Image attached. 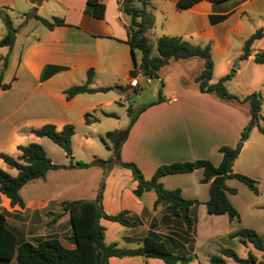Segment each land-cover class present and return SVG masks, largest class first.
Here are the masks:
<instances>
[{
  "label": "crops",
  "instance_id": "0c3cea01",
  "mask_svg": "<svg viewBox=\"0 0 264 264\" xmlns=\"http://www.w3.org/2000/svg\"><path fill=\"white\" fill-rule=\"evenodd\" d=\"M13 1L0 0V12L6 8L11 9ZM119 1L122 0H102L105 5L104 19L95 20L84 13L86 0H24L27 6L34 8L32 14L35 15L42 12L47 4L52 2L54 10L50 13L51 19L48 21L59 18L64 21L65 26L47 28L33 20L41 25L45 32L39 36L33 33L35 29H31L33 32L25 36L17 54L13 51V44L11 51L7 48L6 53L0 55L1 59L8 56V65L3 72L1 82L11 85L8 90L0 91V154L16 158L20 155L18 147L38 144L48 157L45 146L50 140L38 138L29 133L30 130L39 129L44 125H53L57 131L66 125H72L75 131L71 139L72 149L77 143L79 146L88 147L90 141L87 136L93 132L99 139L103 137L105 133L103 136L97 133V129L102 126L103 119L118 120L114 130L127 129L131 117L127 114L123 116L114 113L107 108L117 102L116 104L122 108V113H127L128 107L124 106V97L125 92L130 91L133 79H136L140 86L144 80L146 84L151 83L152 80L142 75L139 78H136V75L131 76L133 71L138 73L137 68L141 56L137 57L136 52L132 54L126 44L128 36L125 28L129 23V17L119 10ZM163 1L171 5V10L169 8L168 12L161 14L164 18V26L162 25L159 38L162 36L177 37L194 46L210 44L212 63L214 55H227L226 51L231 45L232 38L242 32V26L245 25L243 20L258 18V23L241 40V46L255 31L263 29L264 32V0H230L223 4L202 0L184 10L176 8L178 0ZM23 14L29 13H21L22 18ZM211 16H224L225 19L211 24ZM156 23L154 17L153 28ZM27 24L28 22L24 23L23 18L20 27ZM252 51L253 55L264 52V37L253 43ZM253 55L245 62L252 63ZM240 57L241 52L226 59V74L233 70L237 62L236 72H239V65L242 62ZM174 62H180L183 68L189 70L194 63H197L196 59ZM172 63L173 61H170L164 68H170ZM260 66L264 67V65ZM89 70L93 74L90 88H112V90L106 93L81 94L67 101L63 91L71 86L84 84ZM196 77L193 78L194 81ZM111 93L116 94H113L109 101L106 97L112 95ZM130 107L132 109L131 105ZM96 111L98 115L94 116L93 113ZM240 112L246 113L247 118L242 117ZM84 114H89L91 118L97 119V122L85 125ZM126 118H128L127 125L121 128V120L126 121ZM248 119V110L243 111L211 94L183 90L173 92L164 96L161 103L147 107L136 117L129 127L126 139L120 146V160L124 163L135 164L147 181L151 179L158 167L175 162L207 160L217 167L222 160V155L218 152L219 148L235 149ZM81 131L82 133H79ZM257 140L260 141L258 138ZM242 146L247 147L248 141ZM108 152L111 156L112 151ZM107 158L109 157H106V160ZM73 162L76 161L73 159ZM91 168L100 171L103 177L104 174L99 167ZM0 169L11 176L16 175V170L8 167L1 159ZM77 170L79 169L49 171L44 179L25 185L20 190V196L24 202L22 209L18 206H11L9 200L0 194V213L5 217L7 228L15 235L18 244L32 243V239L38 240L42 237L41 232L46 225L45 215L57 213L61 202L77 200L60 199L59 195L44 193L41 186L46 183L50 173ZM196 177H198L197 180ZM201 177L202 171L196 170L189 174L171 175L160 179L164 189H179L182 198L200 203L193 209L197 223L198 212L207 213L204 203L209 197V185L200 184ZM231 181L232 179L226 181L228 188H230L229 182ZM194 183H197L200 188H197ZM26 187H33L34 190L24 197L23 191L27 189ZM135 188L136 182L133 181L124 196L120 192L117 195H105L107 199L105 197L102 199L101 206L106 215L113 216L127 211L128 217L137 222V227L126 228L118 223L101 219L103 223L99 222L105 228V243H114L123 249H136L143 245L149 233H154L163 241L168 242L175 250L195 256L196 259L190 264H198L196 237H194L191 251H188L187 245L181 240H176L178 237L174 236V226L180 223L177 218L171 217L166 208L161 205L153 207L156 195L154 200L148 198V193L152 191L136 197L133 194ZM202 189L206 191L205 194ZM97 191L98 187L95 188L94 197L91 195L87 199L78 200L94 201ZM185 194H188L187 197ZM227 196L231 202V197L234 195L228 194ZM146 198L149 201H146ZM207 216L209 219H217V217L226 219L227 227L230 229L226 236H229L231 232L235 233L232 231L234 221L229 222L226 215L207 213ZM66 222L70 228L67 214L53 227L58 228ZM181 233L182 237L188 235L185 228H182ZM56 239L63 245L61 237ZM214 239L216 238L213 237L208 242ZM231 239L237 238L233 236ZM63 246L67 249L74 248L70 243ZM250 249L248 246V251L253 253ZM12 263L15 264V261L10 262ZM109 264L163 263L157 259L110 258Z\"/></svg>",
  "mask_w": 264,
  "mask_h": 264
},
{
  "label": "trees",
  "instance_id": "16d2710c",
  "mask_svg": "<svg viewBox=\"0 0 264 264\" xmlns=\"http://www.w3.org/2000/svg\"><path fill=\"white\" fill-rule=\"evenodd\" d=\"M202 0H178L176 8L184 10L192 7ZM214 4H223L230 0H208ZM139 3L141 7L136 6ZM149 0H122L119 1V10L129 17V24L126 26L127 41L132 54L140 53V64L137 71L142 76L153 80L158 78V72L167 66L170 61H186L200 59L203 63V69L196 77L198 91L201 94H211L223 102L228 103H247L249 106V119L241 132L240 142L244 143L251 130L257 128L264 135V127L259 126L261 119V97L258 93H252L242 100L229 94L225 88V83L231 80L235 74L234 70L218 80L215 84H210L212 77L213 63L211 60V46H194L181 38L162 36L155 42L156 55L153 54V45L148 38V33L154 27V17L146 10L149 7ZM84 13L95 20H103L105 15V5L102 0H86ZM32 18L47 28L54 26H65L64 21L59 18H53L51 21L40 18L35 14H23L24 23ZM224 16H211L210 23L215 24L223 21ZM6 35L0 40V47H7L11 51L16 30L12 28L10 20L4 21ZM264 37L263 29L255 31L243 44L240 60H247L253 55L252 45L255 41ZM2 68L0 70V91L10 88V84H2L1 78L4 70L7 68L8 56L1 59ZM253 63L264 64V52H258L253 55ZM92 71L87 72V78L84 84L71 86L63 94L67 101L77 95L94 94L97 92L106 93L112 88H90L92 82ZM136 72H131L135 76ZM163 84H161L162 86ZM124 90V89H123ZM159 95L157 103L161 102ZM144 111H139L131 118L127 129L123 131L114 130L107 132L99 139L107 151L115 150L117 156V165L121 169L128 170L131 173L133 181L136 182V188L133 191L134 196L141 197L145 192H154L156 200L154 208L161 205L166 208L170 216L177 218L185 228L188 235L195 234V225L197 222L194 207L199 203L195 200H185L181 196L179 189L166 190L160 182V179L171 175L189 174L196 170L202 171L200 184H208V200L205 202L207 213L210 215H227L229 222L238 220V213L230 203L227 195H235L236 190L226 186V181L235 179L241 182L252 194L258 195L256 187L257 182L240 174L232 172V164L238 154L236 149L221 147L218 152L222 155L219 166L214 167L207 160H195L193 162H175L169 165H163L157 168L150 180H145L133 163H124L120 160V146L127 137L129 127L134 123L136 117ZM127 115L131 117L132 109L126 110ZM85 125L97 122V119L91 118L89 114H84ZM30 134L38 138H46L57 145L69 159L68 167L55 165L46 156L44 149L38 144H29L24 147H18L20 155L13 158L9 155L0 154V159L10 168L16 170V175L10 174L0 169V194L5 196L11 206L24 207V202L20 196V190L28 183L35 180H42L49 171L63 169H89L91 167H101L105 161L94 159L86 164L73 162L71 139L75 133L72 125L64 126L57 131L53 125H44L35 130H30ZM109 141L111 147L106 144ZM60 212L55 216V220L62 215L69 216L71 236L68 242L74 246L73 249L65 248L56 238L40 239L35 244L23 242L18 244L15 235L7 228L5 217L0 213V264H109L110 258H144L157 259L163 264H190L196 259L195 256L187 255L181 250H175L166 241H163L158 235L149 233L143 242V245L136 249L119 248L116 244L105 243V228L99 224L101 219L118 223L126 228L137 227V222L128 217L127 211H122L116 215L109 216L103 212L101 206V196L98 195L94 201L75 200L61 202L59 204ZM51 223V222H50ZM239 243L251 247L263 254L262 259H257L251 251H248L247 257L242 259L231 249L220 248L218 254L209 257L210 264H229L226 260H231L233 264H264V238H261L254 230H244L243 239ZM199 264V263H198Z\"/></svg>",
  "mask_w": 264,
  "mask_h": 264
},
{
  "label": "rangeland",
  "instance_id": "374dc122",
  "mask_svg": "<svg viewBox=\"0 0 264 264\" xmlns=\"http://www.w3.org/2000/svg\"><path fill=\"white\" fill-rule=\"evenodd\" d=\"M13 2L14 4L11 9L6 8L3 12H0L2 13L0 15V40L6 35L4 21L8 19L12 23V28L16 30V41L14 43L13 51L17 54L25 36L33 32L31 29H35L33 32L35 35L43 34L45 31L44 28L37 22L33 21L34 19L31 17L27 20L28 24L21 28L20 26L23 21L21 13L32 14V9L34 8L27 6L24 0H14ZM149 4L150 5L146 10L156 18L157 23L155 28H153L147 36L153 45V54L156 55L155 42L159 38L162 25L164 26V18L161 14L168 12L169 8L171 10V5L167 2L165 3L163 0H149ZM136 6L141 7L139 3H136ZM53 10L54 5L52 2H49L45 9L37 15L50 20V13H52ZM243 21L245 22V25L242 26V32L232 38L231 45L226 51L227 55H214L212 77L209 82L210 84L217 83L220 78L230 73L226 74L225 71L226 59L237 55L240 52L242 54L243 46H241V40L247 36L249 31H252V29L256 27L258 18ZM6 50L7 47H0V55L5 54ZM136 56H140V53L137 51ZM196 61L197 63H194L190 70L183 68L180 62L175 63L173 61L171 67L168 69H162L158 73V78L153 79L151 83L146 84L144 80V83H141L142 88L139 84H137L136 87H129L130 91L125 92L124 106H132L131 118L134 117L140 108H144L145 110L147 107L161 103L162 101L157 103L159 95L163 99L164 96L170 95L173 92H180L182 90L198 92V89H196L197 84L193 78L202 71L203 63L200 59H196ZM236 66L238 67V63L233 66L235 74L231 80L225 83V88L229 94L236 96L240 100L252 93H258L261 97V119L259 121V126L264 127V67L253 62L248 64L245 60H242L240 63L239 72H236L234 68ZM1 67L2 65H0V69ZM161 84L163 85L161 86ZM111 94L112 95H108L106 97L109 101H111L113 94L116 93ZM119 96H121V94H119ZM116 103L111 104L107 110L126 116L127 113H122L121 106H118ZM231 104L237 106L239 109L241 108L243 111L248 110L249 116V106L247 103ZM93 115L97 116L98 112L96 111ZM240 115L247 118L246 113L240 112ZM127 121L128 118H126V121L121 120L120 127H126ZM117 122L118 120L113 118L103 119L102 126L97 129V133H100V135L103 136L104 133L112 132L115 129L114 127ZM79 133H82V131ZM87 137L90 141V145L88 147H82L79 146L78 143L75 144L72 149L73 159L76 162L86 164L92 162L94 160L93 157H97L102 161L105 160V163L99 167L104 174L103 177L101 176L100 171L95 168H89L87 170L81 169L77 171L52 172L46 179V183L41 186L44 193L53 196L54 194L59 195L60 199L78 200L87 199V197H90L91 195L93 196L95 188L98 187V191L94 199L96 200L99 195L101 196L102 201L105 195H117L121 192L124 196L126 192L129 191L133 179L129 171L125 172V169H121L117 165V156L115 150L113 149L115 147L111 148L112 155L110 156L109 152L99 141V137L95 135V132L91 133V135ZM257 138L260 139V141H258ZM246 141H248V146L245 148H243V146L240 149L238 148L239 144L242 143L240 140L237 143V147L235 149L238 151V154L233 161L232 172L256 181V187L259 194H252L241 182L235 179H232V181L229 182L230 189L232 188L236 190V194L231 197L230 202L236 209L239 217L238 220H234L233 223L232 231H235V233L231 232L229 236H226V233L230 231L227 227L228 223L226 219H222L220 217H217V219H209L207 213H201V211L198 212V223L196 222L195 225V234L185 235V237H182L181 232L184 227L178 219V222H180L179 225L174 226V236L178 237L176 240H181L184 244H186L188 251H191L195 239L194 237H196L199 264H210L208 256L210 255L211 257L217 255V250L220 248L231 249L238 255V257L245 259L247 257L249 246V248H251L250 250L253 251V254L257 259L260 260L263 258V254L255 251L251 245L244 247L238 241L239 239H243L244 230L246 229L254 230L261 238H264V135L261 134L257 128H254L249 133ZM106 144L109 146V141H106ZM243 144L244 143H242V145ZM45 147L47 148L48 157L53 164L65 167L70 165L69 159L65 157L63 151L57 145L51 141H47V145ZM106 157L109 158L106 160ZM197 179L198 177H196V180ZM194 184L197 188H200L197 183ZM26 188L27 189L23 191L24 197H27V195L34 190L33 187ZM205 193L206 191L204 190V194ZM187 195L188 194H185L186 197ZM148 196V198H152V200L155 199V194L153 192L148 193ZM148 198H146V201H149ZM105 199H107V197H105ZM59 212L60 208L57 213H47L45 215L46 225L41 232L42 237L38 240L61 237L63 245L69 243L68 238L71 236V230L68 222L63 223L58 228L53 227V225H55L65 215H62L61 218L54 221L55 216L59 214ZM100 222L103 223V221ZM233 236L238 240H232L231 238H233ZM213 237L216 239L208 242V240ZM36 241L37 240L32 239V244H35ZM226 262L233 264L231 260H226Z\"/></svg>",
  "mask_w": 264,
  "mask_h": 264
},
{
  "label": "built area",
  "instance_id": "2783aa9c",
  "mask_svg": "<svg viewBox=\"0 0 264 264\" xmlns=\"http://www.w3.org/2000/svg\"><path fill=\"white\" fill-rule=\"evenodd\" d=\"M140 76H141V73L138 72L135 77L139 78ZM136 86H137V81L136 79H133L132 87H136Z\"/></svg>",
  "mask_w": 264,
  "mask_h": 264
},
{
  "label": "water",
  "instance_id": "95a60500",
  "mask_svg": "<svg viewBox=\"0 0 264 264\" xmlns=\"http://www.w3.org/2000/svg\"><path fill=\"white\" fill-rule=\"evenodd\" d=\"M237 63H238V62H237ZM234 68H235V70H237V66L234 67ZM241 147H242V143L239 144L238 148L240 149Z\"/></svg>",
  "mask_w": 264,
  "mask_h": 264
}]
</instances>
